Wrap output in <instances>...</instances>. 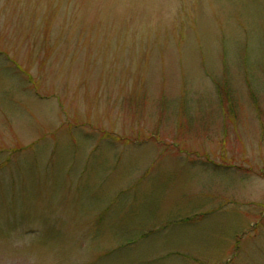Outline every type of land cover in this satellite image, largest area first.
<instances>
[{
	"label": "rangeland",
	"instance_id": "374dc122",
	"mask_svg": "<svg viewBox=\"0 0 264 264\" xmlns=\"http://www.w3.org/2000/svg\"><path fill=\"white\" fill-rule=\"evenodd\" d=\"M0 264H264V0H0Z\"/></svg>",
	"mask_w": 264,
	"mask_h": 264
}]
</instances>
